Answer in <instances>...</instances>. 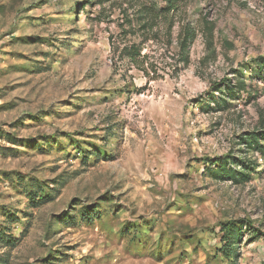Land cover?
Masks as SVG:
<instances>
[{
  "label": "rangeland",
  "instance_id": "rangeland-1",
  "mask_svg": "<svg viewBox=\"0 0 264 264\" xmlns=\"http://www.w3.org/2000/svg\"><path fill=\"white\" fill-rule=\"evenodd\" d=\"M260 59L264 0H0V264H264Z\"/></svg>",
  "mask_w": 264,
  "mask_h": 264
},
{
  "label": "trees",
  "instance_id": "trees-1",
  "mask_svg": "<svg viewBox=\"0 0 264 264\" xmlns=\"http://www.w3.org/2000/svg\"><path fill=\"white\" fill-rule=\"evenodd\" d=\"M193 40H194V33L190 30V28H188V30H186V35L183 38L182 43H181V45H182L181 47H182L184 52L188 51ZM260 63H261V66H260L259 70H262L264 68V60L261 61V59H260ZM261 141H264V137L261 140H259V138H257V137H254V138H252L251 144H257V145L261 146Z\"/></svg>",
  "mask_w": 264,
  "mask_h": 264
}]
</instances>
